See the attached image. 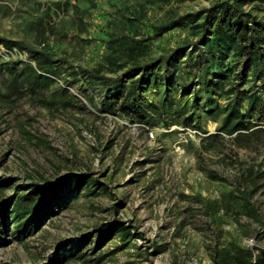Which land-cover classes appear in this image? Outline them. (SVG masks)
<instances>
[{
    "label": "rangeland",
    "instance_id": "rangeland-1",
    "mask_svg": "<svg viewBox=\"0 0 264 264\" xmlns=\"http://www.w3.org/2000/svg\"><path fill=\"white\" fill-rule=\"evenodd\" d=\"M57 1L64 0L0 2V34L36 45L29 23L42 13L45 2H51V22L68 32L66 39L49 37L51 50L75 65L95 66L103 51L100 38L114 17L142 15L138 26L143 32L146 23L169 10L183 13L216 0H66L62 7L54 5ZM73 5L91 13L84 32L72 26ZM186 33L176 29L159 44L168 45ZM158 50L152 47L151 52ZM25 53L11 54L0 45V58L27 61ZM71 77L64 73L50 85L68 90L62 104H46L42 96L28 94L12 102L0 100V176L16 177L18 183L40 177L57 182L87 172L100 185L93 194L85 185L74 196L67 194L64 205L22 242L0 244V264H52L51 257L68 238L81 239L60 264H213L214 249L233 241L264 261V226L212 204L231 183L250 185L242 171L258 164L261 176L251 199L264 219V132L237 141L224 133L213 139L208 134L215 132L217 122L206 114L201 119L207 133L129 122L100 108L95 80L89 83L80 76L74 86L65 84ZM208 171L218 178H210ZM3 189L4 195L15 190ZM62 190L67 192L66 187ZM204 203L213 208L205 211ZM113 217L132 221L143 237L115 251L116 234L93 249V229ZM154 244L157 252L149 254Z\"/></svg>",
    "mask_w": 264,
    "mask_h": 264
},
{
    "label": "trees",
    "instance_id": "trees-1",
    "mask_svg": "<svg viewBox=\"0 0 264 264\" xmlns=\"http://www.w3.org/2000/svg\"><path fill=\"white\" fill-rule=\"evenodd\" d=\"M54 5L62 7L67 1ZM51 7V2H45L42 13L29 23L36 45L0 34V45L5 50H24L28 58H0V100L12 102L28 94L42 96L46 104H62L68 98V90L50 85L66 73L73 76L64 81L71 86L80 76L89 83L95 80L101 91L100 108L129 122L207 133L201 119L206 114L217 122L215 132L208 134L213 139L224 133L237 141L264 132V0H216L183 13L169 10L159 20L146 23L143 32L138 26L142 15L121 14L109 21L110 29L100 38L103 51L95 66L75 65L51 50L47 43L50 36L66 39L68 35L51 22ZM72 13V26L79 33L86 31L91 24L90 11L73 5ZM176 29L187 33L168 45L159 44ZM152 47L159 49L157 53L151 52ZM260 170L258 164L248 165L242 173L250 185L231 183L212 204L264 226L251 199ZM207 174L214 180L218 178L211 171ZM16 179L0 176L1 245L10 239L22 242L30 236L64 205L67 194L74 196L82 185L88 194H93L100 185L87 172L68 175L57 182L40 177L18 183ZM64 187L67 192L62 190ZM3 188L15 190L4 195ZM212 206L204 203L205 211ZM93 234V249L117 234L118 243L112 248L115 251L143 237L136 224L117 217L97 225ZM79 239L63 241V247L51 257L52 264H60L74 252L72 248ZM153 246L149 254L157 252ZM260 253L264 254V250ZM211 257L213 264H264L258 253L235 241L215 248Z\"/></svg>",
    "mask_w": 264,
    "mask_h": 264
},
{
    "label": "built area",
    "instance_id": "built-area-1",
    "mask_svg": "<svg viewBox=\"0 0 264 264\" xmlns=\"http://www.w3.org/2000/svg\"><path fill=\"white\" fill-rule=\"evenodd\" d=\"M2 48H3L4 51H7V52H9V53H11V54H12V53H16V52L18 51L16 48H13V49L10 50V51H9V50H5L3 46H2ZM7 55L10 56V54H8V53H7ZM25 55H26V53H25ZM26 57H27V56H26ZM26 57H25V58H26ZM25 58H24V59H25ZM148 134H149L150 137H152V136H153V132H152V130H149Z\"/></svg>",
    "mask_w": 264,
    "mask_h": 264
}]
</instances>
